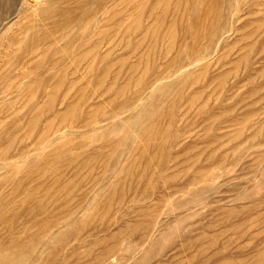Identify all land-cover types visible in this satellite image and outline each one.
I'll list each match as a JSON object with an SVG mask.
<instances>
[{"label": "rangeland", "instance_id": "374dc122", "mask_svg": "<svg viewBox=\"0 0 264 264\" xmlns=\"http://www.w3.org/2000/svg\"><path fill=\"white\" fill-rule=\"evenodd\" d=\"M59 1L0 20V264H264V0Z\"/></svg>", "mask_w": 264, "mask_h": 264}, {"label": "bare ground", "instance_id": "6f19581e", "mask_svg": "<svg viewBox=\"0 0 264 264\" xmlns=\"http://www.w3.org/2000/svg\"><path fill=\"white\" fill-rule=\"evenodd\" d=\"M33 1H34V4H36V6H37V4L39 3V0H33ZM44 1L47 4V6L46 7H40L41 5H39L38 6L39 7V9H38L39 12L40 11H42L44 13H45V11L49 12V11H51L50 6H53L54 4L59 5V2H60L59 0H44ZM16 2H17V0H0V5L2 6V8L0 6V20H1V18L3 16L12 14L15 11ZM10 23H12V22H10Z\"/></svg>", "mask_w": 264, "mask_h": 264}]
</instances>
